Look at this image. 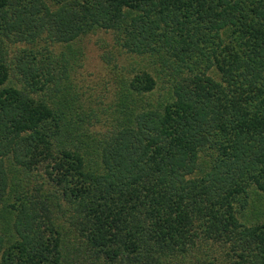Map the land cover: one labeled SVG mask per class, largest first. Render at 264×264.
<instances>
[{
    "label": "trees",
    "instance_id": "trees-1",
    "mask_svg": "<svg viewBox=\"0 0 264 264\" xmlns=\"http://www.w3.org/2000/svg\"><path fill=\"white\" fill-rule=\"evenodd\" d=\"M0 264H264V0H0Z\"/></svg>",
    "mask_w": 264,
    "mask_h": 264
},
{
    "label": "rangeland",
    "instance_id": "rangeland-1",
    "mask_svg": "<svg viewBox=\"0 0 264 264\" xmlns=\"http://www.w3.org/2000/svg\"><path fill=\"white\" fill-rule=\"evenodd\" d=\"M108 35L101 32L90 34L83 39V57L80 67L74 77L79 86L81 97L86 105L96 106L111 101L113 83L108 68L102 61L100 54L107 47L103 40H109ZM118 63L120 61L118 60ZM84 105V104H83Z\"/></svg>",
    "mask_w": 264,
    "mask_h": 264
}]
</instances>
